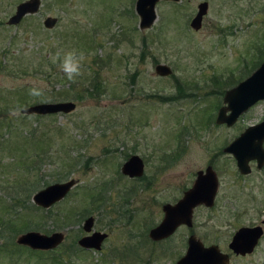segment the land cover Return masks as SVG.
<instances>
[{"label":"rangeland","instance_id":"rangeland-1","mask_svg":"<svg viewBox=\"0 0 264 264\" xmlns=\"http://www.w3.org/2000/svg\"><path fill=\"white\" fill-rule=\"evenodd\" d=\"M20 1L0 0V98L3 92L36 83L46 85V95L25 99L17 95L24 102L21 105L71 100L75 107L66 114L33 119L8 113L10 129L5 131L0 124V203L7 202L6 195L13 193L17 183L37 181L41 189L73 179L63 199L47 208L37 206L41 216L30 218L38 217L40 233L62 232L65 247L72 241L77 245L76 239L84 233L82 219L87 213L93 216L91 230L107 237L98 251L89 250L86 261L79 253L72 257L74 264H173L183 254L190 231L229 252L226 244L233 231L254 225L262 229L256 245L244 256L229 253L228 264H264L263 170L249 162V173L239 174L233 158L221 151L245 127L264 119V101H257L230 126L213 122L223 92L259 64L255 62L264 46V0L159 1L153 23L143 30L137 27L134 0H40L35 14L6 25ZM201 1L207 9L199 29L193 30L188 21ZM45 16L56 18L53 27L42 26ZM72 32L94 40L84 65L98 69L92 58L108 57L109 63L98 69L107 89L99 100L70 99V82L52 63L56 35L63 40ZM19 56L29 66L45 59L43 73L28 70L17 76L5 71L13 64L12 57ZM157 63L168 66L170 73L155 74ZM178 84L180 89L175 87ZM14 99L11 109L19 104ZM32 129L33 139L42 138L41 146L32 141L29 147L9 149V144L27 143L20 138ZM37 147H43L47 157L34 160ZM131 154L143 161L137 178L119 172ZM208 164L217 180L212 206L195 208L191 227L181 225L167 239L150 240L147 231L160 220L161 204L175 202L195 172ZM105 184L104 207L94 210L82 199L83 190L95 194ZM31 195L27 201L36 206ZM67 209L73 216L66 217ZM22 218L19 213L3 219L19 224ZM26 262L38 264L32 256ZM0 264L8 262L0 256Z\"/></svg>","mask_w":264,"mask_h":264},{"label":"water","instance_id":"water-1","mask_svg":"<svg viewBox=\"0 0 264 264\" xmlns=\"http://www.w3.org/2000/svg\"><path fill=\"white\" fill-rule=\"evenodd\" d=\"M159 1L178 2V0H134L133 10L136 14L137 27L140 30L147 29L155 19V4ZM40 0H24L15 5L14 12L6 23L17 24L24 15L35 14L39 9ZM207 9V3L201 1L196 4L195 12L188 21V26L197 30L200 27L202 16ZM56 22L55 17L45 16L42 26L51 28ZM154 73L165 76L170 73L168 66L157 63L154 65ZM264 101V56L256 68L246 77L223 92L222 105L215 112L214 123L225 126L232 125L237 117L245 112L257 101ZM29 115L66 114L75 107L73 101L62 100L55 102H39L26 105ZM264 119L245 127L237 136L225 144L223 153L229 154L235 163L239 174L249 172V162L254 161L256 167L264 163ZM143 165L136 154L129 155L120 165L119 172L129 178L139 177L142 174ZM75 181L71 178L62 182L50 183L31 195L34 205L47 208L60 201L69 192ZM217 188V180L214 171L209 165L203 170L195 172L191 186L182 192V195L173 203H165L161 206L162 216L157 224L149 228L147 237L152 241H158L171 236L177 227L191 225V212L197 205L211 207ZM82 230L86 235L77 239L76 244L84 250L98 251L106 233L92 231V217L82 221ZM262 229L259 225L251 227L240 226L231 235L227 248L235 255L250 253L256 245ZM63 234L53 231L48 234L36 230H27L17 234L14 243L31 250H53L61 243ZM185 250L173 264H227V254L221 252L217 245L203 246L193 235L185 240Z\"/></svg>","mask_w":264,"mask_h":264},{"label":"trees","instance_id":"trees-1","mask_svg":"<svg viewBox=\"0 0 264 264\" xmlns=\"http://www.w3.org/2000/svg\"><path fill=\"white\" fill-rule=\"evenodd\" d=\"M75 32V31H74ZM67 33L63 36V40H61V34H57L54 43L56 46H54L53 49H56V52H59L61 50H66L69 48H76L79 50L84 51L85 55L90 52L92 47L94 46V40L87 36L86 34L79 33ZM68 36V37H67ZM92 36V35H91ZM93 50V49H92ZM264 54V46L260 49L258 53V58L255 63H258L262 59V55ZM106 57L105 59H102L101 57H98L97 59L92 58L93 64L95 62L98 63L99 68L104 67L107 65V62L109 63V60ZM12 65L5 69L7 72H11L9 74L17 73V76L23 75L28 70L31 71L32 74H41L43 73L42 67L44 64L43 58L37 60L34 62L33 65L29 66V63L24 59V57H16L11 59ZM97 68L91 67V65H84V74L79 77L75 82H70L68 86L69 93L67 94L70 99L75 101H81L83 99H90V100H99L102 97H105L107 95V89L105 87V80H102L99 78L98 73L99 70ZM247 72V71H246ZM233 82H230L228 85H231ZM177 89H180V85H175ZM28 89L29 86H24L22 88H19L18 90H12L1 93L0 102L2 103L0 105V124L3 127V130L8 131L10 129V122L8 121V117L10 116L8 113H10L11 110V103H13V99H17L18 97L24 98L28 95ZM219 96L222 94V90H218ZM14 99V100H15ZM25 99V98H24ZM18 103L21 105L24 102L22 99H17ZM174 100V98H173ZM220 104L219 100H217ZM2 106V108H1ZM53 115V114H50ZM46 115H33L35 118L44 117ZM49 116V115H48ZM24 117V116H23ZM27 117V116H26ZM25 118V117H24ZM211 122V118H210ZM214 122V121H213ZM33 130H28L26 133V136H22L20 139H23L24 141L27 140L23 146L19 143H12L9 144V149L12 151H17L21 149V147H29L32 143V141L38 142L39 144L37 146H41L42 144L41 139H39L37 136L33 139ZM3 134V133H2ZM1 134V136H2ZM7 134V133H6ZM3 137V136H2ZM39 152H35L33 154L34 160H37L38 158L41 159L42 157H47L45 151H43V147H37ZM25 152V149L23 150V153ZM22 154V153H21ZM29 152L26 156H28ZM32 154V153H31ZM26 157L25 155H23ZM165 157V156H164ZM127 158V157H126ZM167 160V159H165ZM45 182H43L44 184ZM107 186V184L102 185V190L100 187L99 192L93 194V192L88 193V191L83 190L82 193V199L88 200V205H93L94 210L102 209L104 207V195L102 194L103 189ZM40 188V186L37 184V181H33L31 183L21 182L17 183L14 186V191L12 194H7V202H1L0 203V256H2L8 264H24L27 263V259L32 257H35V262L38 264H74L71 262V258L77 256V254H81V261H86V256H89V250H84L75 245V242L72 241L68 246L63 247L60 243L59 246L54 248L53 250H47V251H39V250H31L27 247H23L20 245H17L14 243V237L18 232L21 231H27L29 230H37V220L38 217H35V219L30 218L34 214V216H41L38 215L36 212L40 211V208L37 206H32L28 203L29 194L33 193L34 190ZM129 192L133 193L134 188H129ZM19 209V212L17 211ZM99 209V210H100ZM72 210L67 209L65 212L66 217L67 216H73ZM2 213V214H1ZM21 214V217H23L19 221V224H15L16 222H10V220H4L3 218L7 215L11 214ZM88 214V213H87ZM115 253V252H113ZM132 255L135 253L133 251L130 252ZM63 257H66L67 259H64ZM22 259V262L18 260ZM89 262V261H88ZM104 261H102L103 263ZM92 264H96L95 262H91ZM88 264V263H86Z\"/></svg>","mask_w":264,"mask_h":264},{"label":"clouds","instance_id":"clouds-1","mask_svg":"<svg viewBox=\"0 0 264 264\" xmlns=\"http://www.w3.org/2000/svg\"><path fill=\"white\" fill-rule=\"evenodd\" d=\"M53 64H58L60 71L64 77L70 82H75L79 77L84 74V64L86 55L84 51L69 48L57 52L52 58ZM47 92L46 85L33 83L28 89V95L31 97H44ZM10 115L14 117L27 116L29 119L34 117L29 115L27 107L17 104L10 110Z\"/></svg>","mask_w":264,"mask_h":264},{"label":"flooded vegetation","instance_id":"flooded-vegetation-1","mask_svg":"<svg viewBox=\"0 0 264 264\" xmlns=\"http://www.w3.org/2000/svg\"><path fill=\"white\" fill-rule=\"evenodd\" d=\"M22 1H24V0H22ZM39 7H40V4H39ZM14 8H15V6H14ZM38 10H39V9H38ZM13 12H14V10H13ZM13 12H12L11 14H13ZM11 14H10V15H11ZM10 15H9V16H10ZM9 16H8V17H9ZM8 17H7L6 20H5V24H6V25H10V24H7V23H6ZM23 17H24V16H23ZM23 17H22V18H23ZM22 18H21V19H22ZM21 19H20V21H21ZM20 21H19V22H20ZM19 22H18V23H19ZM18 23H17V24H18ZM0 24H1V23H0ZM14 25H16V24H14ZM0 66H1V64H0ZM263 147H264V145H263ZM222 148H223V147H222ZM222 148H221V151H222ZM141 162H142V165H143V161H142V160H141ZM250 162L254 163V165H255V162H254V161H250ZM208 165L211 167L210 164H208ZM206 166H207V165H206ZM255 168L258 169V170H260V171L263 170V175H264V163H263L260 167H256V165H255ZM211 169H212V167H211ZM212 170H213V169H212ZM249 170H250V167H249ZM248 173H249V172H248ZM248 173H247V174H248ZM214 174H215V172H214ZM215 176H216V175H215ZM192 182H193V180H192ZM192 182H191V184H192ZM191 184H190V186H191ZM190 186H189V187H190ZM189 187H188V188H189ZM188 188H186L185 190H187ZM185 190H183L182 192H184ZM181 195H182V193H181ZM176 200H177V199H176ZM165 203L173 204L174 202H173V203L164 202L163 204H165ZM163 204H161V206H162ZM161 206H160V209H161ZM197 207H204V206H203V205H197L196 207H194V208L192 209V212H191V225H192V213H193V210H194L195 208H197ZM161 213H162V211H161ZM161 216H162V215H161ZM87 217H92V224H93V220H94V218H93V216H91L90 214H87V215L82 219V221H83L85 218H87ZM82 221H81V224H80V230H81V231H83V230H82V227H81V226H82ZM157 223H158V222H157ZM157 223H155V224H157ZM155 224H153L151 227H153ZM191 225H190L189 227H191ZM177 228H178V227H177ZM177 228H176V229H177ZM235 230H236V229H235ZM92 231H95V230H92ZM233 232H234V231H233ZM84 233H85V232H84ZM84 233H83V234H84ZM83 234L80 235L77 239H79L81 236H83ZM85 234H86V233H85ZM189 235H193V236H194L196 239H198L199 242H200L203 246H205V247H206V246H209V245H213V244L217 245V243H216L215 241H213V242H211V243H205L203 239H200V238L196 237L195 234L192 233V231L189 232V234L186 236V238H187ZM231 235H232V234H231ZM261 235H262V233H261ZM261 235H260V236H261ZM106 237H107V234H106ZM106 237H105V238H106ZM169 237H170V236H169ZM169 237H167V238H169ZM105 238H104V239H105ZM167 238H165V239H167ZM186 238H185V240H186ZM230 238H231V236H230ZM259 238H260V237H259ZM77 239H76V241H77ZM185 240H184V245H185V246H184V250H185V247H186ZM229 240H230V239H229ZM102 242H103V241H102ZM228 242H229V241H228ZM228 242H227V244H228ZM227 244H226V247H227ZM101 245H102V243H101ZM217 246H218V245H217ZM218 248H219V247H218ZM227 249H228V248H227ZM219 250H220V249H219ZM39 251H40V250H39ZM220 251H221V250H220ZM228 251H229V252H224V253L227 254V259H228V262H229V253L232 254V255H235V254H233V253L231 252V250H229V249H228ZM183 252H184V251H183ZM221 252H223V251H221ZM245 255H246V254H245ZM236 256H244V255H236ZM176 260H177V259H176ZM176 260H175V261H176ZM175 261H174V262H175ZM174 262H173V263H174ZM228 262H227V264H228Z\"/></svg>","mask_w":264,"mask_h":264}]
</instances>
